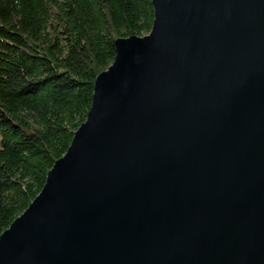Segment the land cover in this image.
<instances>
[{
  "label": "water",
  "instance_id": "1",
  "mask_svg": "<svg viewBox=\"0 0 264 264\" xmlns=\"http://www.w3.org/2000/svg\"><path fill=\"white\" fill-rule=\"evenodd\" d=\"M0 264H264V0H152Z\"/></svg>",
  "mask_w": 264,
  "mask_h": 264
},
{
  "label": "trees",
  "instance_id": "2",
  "mask_svg": "<svg viewBox=\"0 0 264 264\" xmlns=\"http://www.w3.org/2000/svg\"><path fill=\"white\" fill-rule=\"evenodd\" d=\"M153 22L152 0H0V236L86 121L115 41Z\"/></svg>",
  "mask_w": 264,
  "mask_h": 264
}]
</instances>
